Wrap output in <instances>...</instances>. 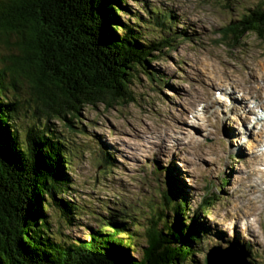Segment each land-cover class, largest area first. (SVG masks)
<instances>
[{
  "label": "rangeland",
  "instance_id": "obj_1",
  "mask_svg": "<svg viewBox=\"0 0 264 264\" xmlns=\"http://www.w3.org/2000/svg\"><path fill=\"white\" fill-rule=\"evenodd\" d=\"M122 5L121 23L145 41L157 43L170 33L155 24L161 11L171 16L176 31L185 29L192 35V41H176L149 62L148 71L163 76L165 85L139 72L130 85L131 102L108 110L103 105L84 107L68 128L38 111V98L27 79L20 76L11 83L5 71L4 95L21 105L14 115L17 135L22 138L29 127L45 123L64 142L70 187L58 198L70 201L76 210L68 224L56 209H48V234L59 243H73L88 241L107 224L122 227L130 256L138 261L145 246L144 229L161 212V195L171 176L183 193H173V203L186 197L190 210L185 217L196 212V221L206 231L186 264H205L213 248L228 246L242 247L252 264H264V171L258 168L263 155H255L257 147L252 153L240 130L244 115L223 108L229 107L227 93L239 88L229 79L220 80V70L230 66L241 74L237 84L245 83L244 91L264 95V85L253 73L263 75L264 40L249 34L230 47L217 33L263 6L264 0H124ZM15 51L0 44V69L9 65ZM205 91L215 101L213 109L201 100ZM238 109L242 108L230 106L234 112ZM103 154L110 155L113 166L103 165ZM155 168L164 172L155 173ZM208 193L216 194L217 200L199 209ZM163 215L173 219L169 209Z\"/></svg>",
  "mask_w": 264,
  "mask_h": 264
},
{
  "label": "trees",
  "instance_id": "obj_2",
  "mask_svg": "<svg viewBox=\"0 0 264 264\" xmlns=\"http://www.w3.org/2000/svg\"><path fill=\"white\" fill-rule=\"evenodd\" d=\"M124 0H0V44L16 56L0 69V264H186L197 251L204 228L189 212L188 202L173 203L175 184L168 180L161 212L144 229L145 246L137 261L123 240L122 227L107 224L83 242L59 243L49 232L48 209L70 224L76 207L58 198L69 191L64 142L48 124L29 127L23 137L14 127L21 106L4 95L5 71L11 83L28 80L47 119L73 127L84 107L108 110L132 101L130 85L148 71L164 45L133 33L118 14ZM159 26L170 28L158 18ZM135 31V30H134ZM231 44L253 34L264 38V5L223 30ZM150 58V59H149ZM107 154L103 165L110 164ZM66 171V172H65ZM223 182V181H222ZM181 195V194H180ZM215 199L204 198L201 208ZM166 209L173 214L169 220ZM163 215V216H162ZM189 220V223H186Z\"/></svg>",
  "mask_w": 264,
  "mask_h": 264
},
{
  "label": "water",
  "instance_id": "obj_3",
  "mask_svg": "<svg viewBox=\"0 0 264 264\" xmlns=\"http://www.w3.org/2000/svg\"><path fill=\"white\" fill-rule=\"evenodd\" d=\"M213 253V255H212ZM249 264L245 253L233 247L213 248L206 257V264Z\"/></svg>",
  "mask_w": 264,
  "mask_h": 264
},
{
  "label": "bare ground",
  "instance_id": "obj_4",
  "mask_svg": "<svg viewBox=\"0 0 264 264\" xmlns=\"http://www.w3.org/2000/svg\"><path fill=\"white\" fill-rule=\"evenodd\" d=\"M244 84H245V83H244ZM244 84H243V85H242V83L240 84V85L242 86V88H243V87H247V86H244ZM249 85H250V84H249ZM245 91H246V93H248V94L251 93V92H250L251 89H249V88H246ZM253 91H254V90H253ZM258 91H259V90H258ZM262 91H264V90L262 89ZM259 93H260V92H259ZM255 95H258V94L255 93ZM231 106H232V105H231ZM237 108H238V107H237ZM257 141H258V142H261V139H259V140H257ZM253 156H255V155H253ZM261 165H262V164H261ZM261 165H260V166H261ZM260 169H261V167H260ZM262 170H263V169H262ZM263 171H264V170H263ZM212 255H213V253H212ZM238 264H241V263H238Z\"/></svg>",
  "mask_w": 264,
  "mask_h": 264
}]
</instances>
